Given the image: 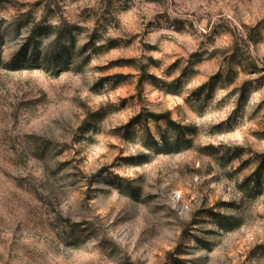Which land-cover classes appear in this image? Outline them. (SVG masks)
I'll return each mask as SVG.
<instances>
[{
    "label": "rangeland",
    "instance_id": "374dc122",
    "mask_svg": "<svg viewBox=\"0 0 264 264\" xmlns=\"http://www.w3.org/2000/svg\"><path fill=\"white\" fill-rule=\"evenodd\" d=\"M0 264H264V0H0Z\"/></svg>",
    "mask_w": 264,
    "mask_h": 264
},
{
    "label": "trees",
    "instance_id": "16d2710c",
    "mask_svg": "<svg viewBox=\"0 0 264 264\" xmlns=\"http://www.w3.org/2000/svg\"><path fill=\"white\" fill-rule=\"evenodd\" d=\"M70 44H74V37L72 35L69 36ZM113 45H110L112 47ZM121 61V60H120ZM123 62H131L130 60H122ZM47 62L50 64H56L57 60L48 59ZM60 62H62V59H60ZM13 64V61H12ZM17 67V66H16ZM117 77H120L119 75ZM148 79L151 80L152 84L155 85V82L157 79L153 75H148ZM118 82V81H116ZM168 92H174V87H170L168 85ZM148 119H152L153 121H159L164 120L165 121V130L159 134V137L156 138L149 130L147 121ZM133 124H141V141L142 144L148 148L154 151L156 154H168V153H176L180 152L184 149H187L191 146V140L190 139H183V135L185 133L194 132V128L191 126L181 125L174 120L170 119L168 114L166 112L164 113H153V112H146L144 114H138L131 118L129 122H127L125 125L120 127L119 129L122 130V135L125 139H132V135L129 132V128ZM138 161L136 162H142L145 161L147 158L146 154L139 155ZM262 165H260L244 182L247 186L250 182H252L253 187H260L262 185V171H261ZM114 177L120 179L119 176L114 175ZM261 188V187H260ZM260 192H256V195ZM224 219H230L226 216L222 217ZM230 222V221H227ZM227 224V223H226ZM232 225L226 226L221 225L224 230H231L239 225V221H236L235 223H231ZM180 262V261H178Z\"/></svg>",
    "mask_w": 264,
    "mask_h": 264
}]
</instances>
